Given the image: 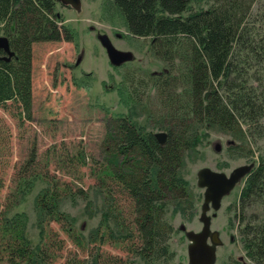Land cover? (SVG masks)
Wrapping results in <instances>:
<instances>
[{
	"label": "trees",
	"instance_id": "obj_1",
	"mask_svg": "<svg viewBox=\"0 0 264 264\" xmlns=\"http://www.w3.org/2000/svg\"><path fill=\"white\" fill-rule=\"evenodd\" d=\"M201 1L207 5H193ZM111 3L122 14L129 33L149 38L153 53L165 64L153 76L127 68L120 85L133 106L143 104L142 98L153 89L152 107L144 113H148L147 119L154 118L155 124L164 126L166 138L159 143L152 130L127 115L114 117L107 135L110 144L105 145L107 163L96 170L97 185L105 190L107 204L101 210V224L90 232L89 239L97 247L106 238L121 241L130 253L148 261L159 260L169 255L172 229L164 218L168 202L173 209L188 211L187 217L193 210L188 181L178 173L183 150L191 145V126H216L243 138L247 146H233L228 152L231 156L253 153L249 146L264 135V0ZM55 6V0H0V35L7 37L13 51L5 60L0 50V107L12 111L21 123L33 117V43L74 38ZM33 155L12 173V185L0 200V246L12 261L51 264L50 249H62V243L56 244L50 234H45L48 240L45 237L43 243L32 244L23 229V213H8L10 207L25 199L36 179L45 178L47 185L36 196L40 236L46 218L59 223L65 220L66 231L73 233L67 226L70 220L58 208V182L48 177V171L30 168L37 163ZM75 157L78 162L85 161L81 149ZM259 157L246 176L237 215L249 262L231 259L226 264H264V219L245 212L248 205L264 201V158ZM3 185L0 175V189ZM70 189L65 185V190ZM78 192L83 193L79 188ZM120 201L125 206H119ZM83 240L80 235L81 247ZM115 259L103 263L95 254L92 264H127ZM64 264L83 262L67 256Z\"/></svg>",
	"mask_w": 264,
	"mask_h": 264
},
{
	"label": "rangeland",
	"instance_id": "obj_2",
	"mask_svg": "<svg viewBox=\"0 0 264 264\" xmlns=\"http://www.w3.org/2000/svg\"><path fill=\"white\" fill-rule=\"evenodd\" d=\"M80 1L79 11L63 7L58 2L55 6L62 22L73 30L72 41L33 43L32 119L18 122L12 111L0 107V130L3 136L2 139L0 137L3 140L0 142V175L4 184L0 189V200L4 199L12 185V173L34 154L37 163L36 166L32 163L30 168L42 173H46L43 171L46 170L48 177L53 182H58L57 188H61L58 208L70 220V225L67 226L72 228L73 233L66 231L65 220L59 223L46 218L42 222L43 237L40 236V210L36 205V196L47 185L45 178L36 179L25 199L10 207L8 213H23V229L32 244L43 243L45 237L48 240L46 235L49 234L56 244L62 243V249H50L51 264H64L67 256L80 259L83 264H92L95 254H98L103 263L119 258L127 264H188L187 239L179 225L183 224L186 230L194 231L201 227L198 217L203 188L196 185V171L209 167L228 174L239 165L251 162L256 165L260 155L264 158V135L255 145L249 146L253 153L231 156L228 152L233 146H247L243 138L216 126L192 125L189 135L191 145L183 150L178 173L188 181L193 210L187 217L188 211L184 210L182 213L177 208L173 209L169 202L166 205L164 218L172 229L168 239L167 258L148 261L130 253L121 241L107 238L97 247L89 239V234L101 224V210L107 203L105 190L97 185L96 170L98 165L107 163L108 148L105 145L107 142L110 144L107 135L116 120L114 117L127 115L145 129L153 132L166 131L164 126L155 124L154 118L147 119V107H152V88L148 91L149 95L142 98L143 104L133 106L128 102L125 90L120 85L123 71L134 68L138 74L146 76L153 71L163 70L165 64L149 48V38L129 33L122 14L111 0ZM193 5L197 7L207 4L201 1L198 5L193 2ZM98 32L106 33L115 47L131 50L134 54L133 61L120 67L111 65L97 40ZM114 32H119L122 36L117 37ZM79 54L81 59L75 64ZM145 110L147 112L144 113ZM217 142L221 145L220 151L214 149ZM78 149L82 150L84 162L76 160ZM244 184L245 178H242L223 196L219 208L208 212L213 213L211 228L219 231L222 240V245L216 249L214 264H226L231 259L245 255V245L237 232V217L234 215ZM65 185L71 189L65 190ZM78 188L83 193H79ZM118 203L119 206H125V202ZM245 212L264 219V201L248 205ZM108 223L113 226L111 220ZM80 235L84 238V247L79 244ZM0 264L25 263L10 260L7 251L0 246Z\"/></svg>",
	"mask_w": 264,
	"mask_h": 264
},
{
	"label": "water",
	"instance_id": "obj_3",
	"mask_svg": "<svg viewBox=\"0 0 264 264\" xmlns=\"http://www.w3.org/2000/svg\"><path fill=\"white\" fill-rule=\"evenodd\" d=\"M62 5L70 6L76 11L80 10V0H55ZM97 40L104 49L109 63L113 66L131 61L134 54L131 50L119 49L113 45L106 33L98 32ZM0 50L4 52L3 59L8 60L13 51L10 49L7 37L0 35ZM81 54L76 58L78 64ZM154 136L159 143H163L166 138V131L154 132ZM215 151L221 150L219 142L214 145ZM253 163L243 164L233 168L228 174L222 171H215L209 167H202L196 171V185L203 188V200L200 206L199 221L202 223L198 231L186 230L183 224L179 225L186 236L188 264H214L216 260V249L222 244L216 230L210 228L211 217L207 211L211 208L217 210L223 196L235 186V184L246 175L253 167Z\"/></svg>",
	"mask_w": 264,
	"mask_h": 264
},
{
	"label": "flooded vegetation",
	"instance_id": "obj_4",
	"mask_svg": "<svg viewBox=\"0 0 264 264\" xmlns=\"http://www.w3.org/2000/svg\"><path fill=\"white\" fill-rule=\"evenodd\" d=\"M58 1H56V3H57ZM59 3V2H58ZM59 4H61V3H59ZM62 5V4H61ZM63 7H70V6H66V5H62ZM70 8H72V7H70ZM74 9V8H73ZM90 27V26H89ZM90 29H92L91 27H90ZM114 34H115V36H119V37H121L122 35L119 33V32H114ZM111 40V39H110ZM149 48H151V41H149ZM133 53V52H132ZM134 59V58H133ZM133 59L131 60V61H133ZM128 62H130V61H128ZM128 62H125V63H123V64H121L120 66H123V65H125L126 63H128ZM120 66H115V67H120ZM161 72V70H159V71H153V72H151V75L150 76H153V75H156V74H158V73H160ZM123 76V75H122ZM111 86V85H110ZM122 115V114H121ZM254 166V165H253ZM253 168V167H252ZM251 168V169H252ZM250 169V170H251ZM250 172V171H249ZM248 172V173H249ZM248 173L246 174V175H244L242 178H245L246 179V176L248 175ZM241 178V179H242ZM240 179V180H241ZM239 180V181H240ZM238 181V182H239ZM237 182V183H238ZM236 183V184H237ZM235 184V185H236ZM201 188V187H200ZM234 188V187H233ZM232 188V189H233ZM231 189V190H232ZM230 192V191H229ZM240 193H241V191H240ZM240 196V195H239ZM203 200V199H202ZM238 205H239V198H238V202L236 203V205H235V211H234V215L237 217V215L240 213V209H239V207H238ZM201 206V205H200ZM210 210H212V211H214L213 209H209L208 211H207V214H209L208 212L210 211ZM212 213V212H211ZM209 214L210 215V217H211V219H212V216H213V213L212 214ZM199 220V219H198ZM201 223V222H200ZM201 226H202V223H201ZM239 227H240V222H239V220H237V232H238V234H239V236H240V233H239ZM210 228H211V221H210ZM200 229H201V227H200ZM212 229V228H211ZM212 230H216L217 232H218V234H219V231L217 230V229H212ZM219 237H220V234H219ZM222 241V240H221ZM187 242H188V240H187ZM222 245V244H221ZM235 259H237V260H239V261H241L242 263H248L249 261L248 260H246L247 258H246V256L244 255L243 257H238V258H234V260Z\"/></svg>",
	"mask_w": 264,
	"mask_h": 264
}]
</instances>
